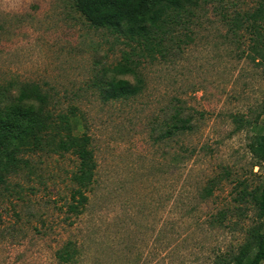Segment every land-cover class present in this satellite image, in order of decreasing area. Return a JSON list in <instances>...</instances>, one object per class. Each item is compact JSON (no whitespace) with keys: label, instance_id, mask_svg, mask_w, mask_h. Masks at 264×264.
Listing matches in <instances>:
<instances>
[{"label":"rangeland","instance_id":"1","mask_svg":"<svg viewBox=\"0 0 264 264\" xmlns=\"http://www.w3.org/2000/svg\"><path fill=\"white\" fill-rule=\"evenodd\" d=\"M260 4L201 5L150 59L89 25L72 0H0V85L35 82L77 108L74 133L90 137L96 161L76 217L66 212L76 158L23 155L31 173L19 169L0 186V264H59L68 240L80 249L77 264H217L238 253L250 228L264 230L254 203L239 197L264 182L248 150L264 130V60L254 52H264V22L257 43L249 18ZM123 52L136 74L117 78H140L143 89L105 102L102 86ZM178 108L191 130L166 137ZM234 115L249 125L237 130Z\"/></svg>","mask_w":264,"mask_h":264},{"label":"trees","instance_id":"2","mask_svg":"<svg viewBox=\"0 0 264 264\" xmlns=\"http://www.w3.org/2000/svg\"><path fill=\"white\" fill-rule=\"evenodd\" d=\"M214 1L72 0V3L89 25L136 43L146 53L140 55L152 59L154 52L160 54L165 51L166 46L162 43L168 39L174 25L184 23L182 19H187L192 10ZM249 18L252 20L251 27L257 34L255 41L258 43L259 40L262 41L259 30L263 27L260 22H264V6L260 4ZM234 25H237V20ZM254 52L264 60V52H258L256 47ZM111 73L113 76L102 86L103 101L127 100L141 93L143 86L140 78L135 77L134 84L117 78L136 74L129 52L122 53L121 61L111 69ZM51 91L35 82L13 81L0 85V186L4 184L7 175L15 174L19 169L28 168L31 173L29 162L22 158L25 154H69L76 158L78 164L70 178L72 188L66 212L79 217L88 203L87 194L94 183L96 161L90 137L85 133H74L77 108L68 104L64 106L61 96ZM181 113L180 108L175 110L172 122L168 124L165 132L166 137L175 132L191 130V119L182 118ZM233 120L237 123V130L249 125L248 121L243 122L236 115ZM248 150L256 160L254 167L263 166L264 169V130L261 134L252 136ZM223 174L224 176H216L207 183L202 199L211 196L223 178L226 179V172ZM239 197L240 200L249 198L258 210L259 219L264 217V182L249 192L244 186ZM79 254V247L68 240L56 251L55 258L59 264H77ZM217 264H264L263 225L250 228L247 231V240L238 253L230 259L220 260Z\"/></svg>","mask_w":264,"mask_h":264},{"label":"built area","instance_id":"3","mask_svg":"<svg viewBox=\"0 0 264 264\" xmlns=\"http://www.w3.org/2000/svg\"><path fill=\"white\" fill-rule=\"evenodd\" d=\"M257 169H258V168H257V167H255V170H256V171H257Z\"/></svg>","mask_w":264,"mask_h":264}]
</instances>
